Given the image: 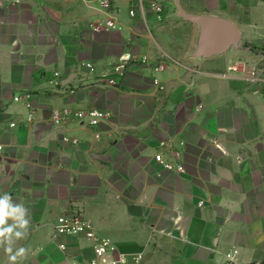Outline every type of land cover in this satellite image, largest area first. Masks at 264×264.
<instances>
[{
	"label": "crops",
	"instance_id": "obj_1",
	"mask_svg": "<svg viewBox=\"0 0 264 264\" xmlns=\"http://www.w3.org/2000/svg\"><path fill=\"white\" fill-rule=\"evenodd\" d=\"M109 1L120 29L93 32L95 3L0 0V199L23 210L0 224V264L19 248L13 264L92 258L85 238L53 233L69 211L138 264H264V102L248 76H264V0H179L242 31L200 65L170 3L158 19L147 2ZM23 92L32 111L12 100ZM88 109L107 118L79 123Z\"/></svg>",
	"mask_w": 264,
	"mask_h": 264
},
{
	"label": "built area",
	"instance_id": "obj_2",
	"mask_svg": "<svg viewBox=\"0 0 264 264\" xmlns=\"http://www.w3.org/2000/svg\"><path fill=\"white\" fill-rule=\"evenodd\" d=\"M95 3L99 11L104 15L102 18L90 23L91 31H110L119 30L120 27L112 13V7L109 0H86ZM147 2L151 10L157 15L158 19L162 18V12L166 3L157 0H138V3ZM133 16V12H130ZM224 76V74H219ZM250 81L260 82L258 93L264 102V76L257 67H252L248 71ZM14 102H21L23 107L28 111H32V102L30 96L26 92L19 93L12 97ZM79 123L90 127H97L106 118L107 113L103 110L88 109L79 110L73 114ZM54 121L57 122L59 113H53ZM33 119L30 114L29 120ZM10 128L15 126L14 122L8 124ZM97 137V136H96ZM64 141H66L64 139ZM1 152V143H0ZM154 161L161 165L164 170L182 172L181 165H174L170 159H165L161 154L154 155ZM53 233L58 237H83L91 243L94 256L85 260H66L65 264H138L142 259V254H129L117 249L116 245L108 238L101 236L95 230L91 221L86 219L80 211H69L56 217L53 223ZM63 248V246L61 247ZM236 251H232L226 255L228 260H232L236 255Z\"/></svg>",
	"mask_w": 264,
	"mask_h": 264
},
{
	"label": "water",
	"instance_id": "obj_3",
	"mask_svg": "<svg viewBox=\"0 0 264 264\" xmlns=\"http://www.w3.org/2000/svg\"><path fill=\"white\" fill-rule=\"evenodd\" d=\"M173 5L167 18L182 19L193 25L192 46L185 59L196 65L215 59L242 42V31L228 17L186 11L179 0H158Z\"/></svg>",
	"mask_w": 264,
	"mask_h": 264
},
{
	"label": "clouds",
	"instance_id": "obj_4",
	"mask_svg": "<svg viewBox=\"0 0 264 264\" xmlns=\"http://www.w3.org/2000/svg\"><path fill=\"white\" fill-rule=\"evenodd\" d=\"M8 201H9V197L7 195H5L2 199H0V224L4 223V220L6 217L15 216L17 219H19V217L23 214L22 208L20 207L12 208L9 205ZM10 231L11 229L9 228L4 229V233L10 232ZM0 235H3V233H0ZM5 251L7 253H11V249L8 247L5 249ZM25 251L26 249L19 248L14 255H9L8 260L10 264H13V262L16 260V257L21 256Z\"/></svg>",
	"mask_w": 264,
	"mask_h": 264
},
{
	"label": "rangeland",
	"instance_id": "obj_5",
	"mask_svg": "<svg viewBox=\"0 0 264 264\" xmlns=\"http://www.w3.org/2000/svg\"><path fill=\"white\" fill-rule=\"evenodd\" d=\"M158 1V0H157ZM171 5V7L173 8V5L172 4H170ZM172 11H174V8H173V10ZM246 46V45H245ZM261 50L262 48L261 47H252V49L251 50Z\"/></svg>",
	"mask_w": 264,
	"mask_h": 264
}]
</instances>
